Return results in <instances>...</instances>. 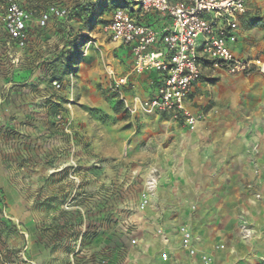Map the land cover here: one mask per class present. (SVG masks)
<instances>
[{"label":"rangeland","instance_id":"rangeland-1","mask_svg":"<svg viewBox=\"0 0 264 264\" xmlns=\"http://www.w3.org/2000/svg\"><path fill=\"white\" fill-rule=\"evenodd\" d=\"M20 2L35 11L26 48L7 46L9 38L0 30V193L7 201V188L16 197L15 204L7 201L15 224L0 218L3 254L2 238L16 248H37L52 260L82 240L85 249L119 250L120 264L127 258L138 262L135 234L145 228L138 217L156 197L161 178L173 179L172 170L195 135L210 143L225 138L242 143L205 147L245 149L255 170L238 189L218 193L217 184L207 183L211 212L220 215L213 224L196 226L213 237L208 242L199 233L193 236L197 254L206 246L214 264H264L257 259L264 251V219L257 218L258 203L261 217L264 213V171L254 161L264 154V75L206 74L190 104L199 120L189 128L183 113L149 112L140 102L152 96L117 90L109 77L110 68L120 75L104 26L114 6L127 0ZM51 5L70 14L41 28L40 14ZM128 6L135 8L136 0ZM248 8L240 50L264 60V0H249ZM165 210L181 218V208ZM224 212L230 215L222 221ZM182 227H175L176 236L182 237ZM154 231L170 242L168 233Z\"/></svg>","mask_w":264,"mask_h":264},{"label":"built area","instance_id":"built-area-1","mask_svg":"<svg viewBox=\"0 0 264 264\" xmlns=\"http://www.w3.org/2000/svg\"><path fill=\"white\" fill-rule=\"evenodd\" d=\"M248 12V0H136V7H119L104 26L111 43L125 47L132 55L131 75L155 73V95L140 102L149 112H178L186 116L185 123L194 128L199 117L186 111L194 87L202 80L208 67L232 76L253 73L264 75V60L238 56L234 47L241 35V25ZM35 11L20 0H0V25L9 41L24 49L29 42V29ZM69 10L48 6L40 14L38 24L45 28L50 20L66 18ZM109 77L117 90L129 85V76H118L113 68ZM60 88L58 82L53 83ZM147 199H145V203ZM182 246L189 256L198 257L192 233L180 229ZM29 246L23 247L14 262L5 264H37L28 257ZM167 253L162 261L168 262ZM202 264H214L208 254H201ZM92 264H112L101 259Z\"/></svg>","mask_w":264,"mask_h":264},{"label":"crops","instance_id":"crops-1","mask_svg":"<svg viewBox=\"0 0 264 264\" xmlns=\"http://www.w3.org/2000/svg\"><path fill=\"white\" fill-rule=\"evenodd\" d=\"M248 12L245 15L242 23L246 20ZM32 23L30 24L31 31L33 29ZM0 30H2L1 25ZM243 34L244 28L242 26L240 40L234 47L235 53L243 58H258L255 54L246 55L241 52L240 45L242 43ZM2 41L3 40H0V46H3L4 44ZM4 42L7 46L12 45L10 41L4 40ZM13 47L17 48L15 44ZM112 47L114 49V58L116 59L118 68L117 71L119 75L129 76V85L123 89H136L140 92V95L146 99L150 98L151 96L153 97L156 91V84L154 85V82L157 79V75L155 73H149L142 76L131 75L130 72L133 59L129 50L125 47H119L113 43ZM20 60L21 55H19L17 58V61ZM206 74H208V76H206ZM257 74L258 73H253L247 76H254ZM223 75L227 76L229 74L220 70H212L208 67L204 68L202 80L192 90V93L186 104V111L193 114L195 113L192 111L190 104L196 91L201 87L205 76L221 77ZM210 142V138H199L195 135L188 139L186 142L187 156L180 159V161L177 162L172 170V175L174 174L175 176H171L173 179L169 183H166V181L161 178L156 197L152 199L149 208L138 217V219L142 221L143 226H145L144 230L141 232V235L135 234L138 237H136L137 241L139 242L138 244L141 245L140 250L142 258H140L138 262L129 260L127 258L124 264H202L200 261V256L201 254L208 253L207 247L202 246L203 251H199L198 257H189L188 253H185L181 249L182 237L176 236L174 234L175 227L186 226L193 236L199 233L204 236L205 241L209 242V240H213V237H209L207 235L208 231L206 229L201 228L198 230L196 227L198 225L201 226L213 224L220 215L219 213L211 212L214 203L213 199H209L207 196L209 193V189L205 188L207 183L217 184L218 193H220L223 192V190H225L227 187L235 188L236 186H239V184L245 185V182L250 177L254 176L255 173L253 172L255 171L253 170L254 165H251L249 155L246 154L245 149H231L230 147H223L224 145H236L242 143L230 140L229 138H225L223 140L215 139L213 143ZM205 145L223 146L221 148L219 146L206 149ZM254 161H258L259 169L261 172H263L264 154L259 155V160L254 158ZM180 180H182L181 183ZM1 184L2 182L0 180V188L4 190V187H2ZM5 196L7 201H10L14 204L16 203V197L12 195L11 191L9 192L7 188H5ZM7 201L0 193V218L3 221H6L8 225L12 224L11 221H14L15 224V219L11 216L12 212H9L7 209ZM167 205L181 208V218L179 216H175L170 211L165 210ZM258 205H262V203L257 204V218L264 219V213L262 212L263 214L261 217V212L258 210ZM193 206L196 207L195 211L192 210ZM222 207L224 208V206ZM225 209H228V206H225ZM2 210H4V212H2ZM229 215L230 214H227V212H224V214L221 215L222 218L220 220L224 221V218L228 217ZM232 215L234 214H231L230 217H232ZM229 218L227 223H229ZM18 228L20 229L19 224ZM155 228L168 233L170 236V242L165 243L164 240L155 233ZM262 239V242H264V238ZM2 240L5 244L3 251H7L6 253H8H4V260L6 261L9 260V255H17V253L22 249V246L16 248L13 243L9 244V242L6 241V238H2ZM81 242L82 240H79L75 248L62 253V256L59 260L49 259L47 255L42 256V254L37 252V248L36 250L34 248L33 252L28 250L27 255L29 258L35 260L37 264H92L101 259H108L112 264H120L117 256L119 250L114 251L112 249L106 248L98 250H91L88 248L85 249L82 248ZM12 249H17L16 251L18 252H10L14 251ZM165 252L168 253L169 256V260L166 263L162 261V254ZM257 259L262 261L264 260V251H260V253H258ZM0 264L5 263L1 261Z\"/></svg>","mask_w":264,"mask_h":264},{"label":"trees","instance_id":"trees-1","mask_svg":"<svg viewBox=\"0 0 264 264\" xmlns=\"http://www.w3.org/2000/svg\"><path fill=\"white\" fill-rule=\"evenodd\" d=\"M130 3H131V0H127V3L126 4H120V5L114 6L113 9H116V8H119V7H127V5L130 4Z\"/></svg>","mask_w":264,"mask_h":264},{"label":"bare ground","instance_id":"bare-ground-1","mask_svg":"<svg viewBox=\"0 0 264 264\" xmlns=\"http://www.w3.org/2000/svg\"><path fill=\"white\" fill-rule=\"evenodd\" d=\"M152 183V182H151ZM155 184H157L156 182H155V180L153 181V183H152V185L154 186Z\"/></svg>","mask_w":264,"mask_h":264}]
</instances>
